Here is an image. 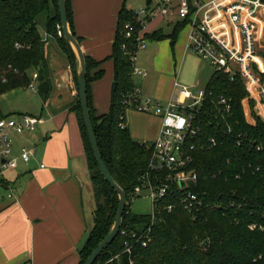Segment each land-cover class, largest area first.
<instances>
[{"label": "trees", "instance_id": "16d2710c", "mask_svg": "<svg viewBox=\"0 0 264 264\" xmlns=\"http://www.w3.org/2000/svg\"><path fill=\"white\" fill-rule=\"evenodd\" d=\"M195 11L190 0L189 14L176 23L171 34L160 28L146 32L145 38L172 36L175 42ZM43 13L46 17L41 23L38 18ZM67 14L76 35L71 0H67ZM127 22L140 26L135 12L124 3L118 14L111 55L115 75L110 109L100 116L95 114L90 83L100 78L104 70L91 75L90 71L101 60L89 55L86 59L89 105L99 146L129 201L121 229L142 231L151 226V240L147 246L136 244L133 264H264V119L257 110V100L250 98L254 123L248 120L243 99L250 92L239 73L215 70L205 86L207 96L195 112L194 122L200 129L192 139L196 149L190 167L197 170L198 182L192 188L205 201L198 216L194 218L174 195L158 200L160 207L154 219L152 212L137 213L131 209L135 188L145 187L141 177L149 169L153 148L133 137L127 121L130 103L126 98L137 85L131 55L138 44L136 35L126 36ZM60 30L59 0H0V97L11 89L28 87L34 69L38 70L39 90L45 99L49 97L53 82L46 54L52 42L70 65L78 88L76 54ZM261 53L264 56V49ZM222 97L227 99L229 108L221 103ZM70 107L79 119L96 203L93 225L79 249L83 264L112 228L119 194L105 179L94 156L79 93ZM0 115H5L1 107ZM211 137L216 144H212ZM5 180L0 176V183L5 184ZM171 202L177 204L168 211L165 207ZM123 248L124 236L119 232L94 264H118L109 260ZM122 261L121 264H130L127 256Z\"/></svg>", "mask_w": 264, "mask_h": 264}, {"label": "crops", "instance_id": "0c3cea01", "mask_svg": "<svg viewBox=\"0 0 264 264\" xmlns=\"http://www.w3.org/2000/svg\"><path fill=\"white\" fill-rule=\"evenodd\" d=\"M156 1L152 0L150 4ZM201 1L209 3L212 0ZM124 3L133 11L147 6V0H71L76 35L83 51L101 60L90 74L104 70L100 78L90 83L97 116L108 113L110 109L115 75L111 55L118 14ZM259 10L253 60L264 66L261 53L264 49V7ZM179 20L178 15L158 16L148 23L145 33L161 28L169 35ZM227 21V12L216 14L218 29ZM190 30L189 22L179 31L175 42L172 36L146 38L147 43L138 52L136 65L147 70V75L134 76L142 98L151 97L163 102L178 98L179 88L175 82L181 80V71L186 63L196 62L197 65V76L190 82L193 87L209 81L216 69L189 48ZM49 46L46 55L49 67L53 59L54 68L50 67L53 88L47 99L43 97L46 116L44 111L34 114L43 116L45 120L34 132L16 135L17 142H14L15 155L20 153L23 144L34 146L37 153L30 164L20 161L16 168L5 172L6 183H0L9 188L8 200L0 199V264H80L79 249L94 222L96 204L87 154L78 116L70 107L75 100L73 72L66 60L61 64L57 57L58 53L61 54L58 47L53 42ZM66 70L69 77L65 80ZM57 82H64L66 86L57 88ZM259 104H264L257 103L258 109L262 110ZM0 107L4 114H10L5 112L1 103ZM161 122L160 117L155 138ZM41 163L45 166L42 167Z\"/></svg>", "mask_w": 264, "mask_h": 264}, {"label": "built area", "instance_id": "2783aa9c", "mask_svg": "<svg viewBox=\"0 0 264 264\" xmlns=\"http://www.w3.org/2000/svg\"><path fill=\"white\" fill-rule=\"evenodd\" d=\"M193 5L196 11L190 21L189 48L208 60L216 70H229L231 73L241 74L250 92V95L243 99L248 118L250 98H255L257 103L264 104L262 80L264 66L256 64L253 60L256 53L258 13L259 9L264 7V3L261 0H212L209 3L193 0ZM189 11L190 0H177V2L158 0L134 11L140 26L132 22H127L125 26L126 36L130 37L134 34L138 42L137 49L131 55L134 75H147V70L138 67L136 60L138 52L146 45L145 29L148 23L158 16L178 15L182 19L189 14ZM223 11L227 12L228 21L218 29L216 14ZM59 33L62 34V30ZM17 46L21 44L17 43ZM253 64L257 66L258 71L254 69ZM37 78L38 70L34 69L29 86H35ZM175 85L179 88L178 98H171L166 102L151 97L142 98L137 85L126 98L128 105L130 103V106L139 111L157 115L162 121L159 134L153 144L148 145L153 148V156L148 171L141 177L144 188L149 190L148 195L153 201V219L160 207L158 200L167 195H174L177 202L181 203L194 218L205 206L204 198L192 188L198 182V172L191 168L190 164L194 161L193 153L196 149L192 139L200 129V126L194 122V116L203 104L207 92L205 87L198 88L183 84L179 79L176 80ZM221 103L227 108L230 107L225 97L221 98ZM44 120L43 116L28 113L0 115V176L3 177L8 169L16 168L20 161L30 164L37 153L36 148L23 144L20 153L15 155V136L34 132ZM248 120L254 123L253 118L252 121L249 118ZM210 141L213 145L217 142L214 137H211ZM41 166L44 167L45 164L41 163ZM142 190V186H137L134 195H140ZM127 202L129 204L128 200ZM177 202H171L165 208L172 211ZM120 233L124 236L123 251L114 255L109 261L121 264L123 256H127L129 263L133 264L136 244L147 246L151 240V226L142 231L128 232L126 229H120Z\"/></svg>", "mask_w": 264, "mask_h": 264}, {"label": "rangeland", "instance_id": "374dc122", "mask_svg": "<svg viewBox=\"0 0 264 264\" xmlns=\"http://www.w3.org/2000/svg\"><path fill=\"white\" fill-rule=\"evenodd\" d=\"M45 17H46V13H43L42 15H40V17L38 18L39 22H41V20ZM207 64L211 68L213 67L214 69V66L210 62H207ZM196 73H197L196 62L194 64L186 63L181 71L180 81L184 84L186 83V84L193 86L190 82L194 79V77L197 76ZM206 82L207 81H204L201 84L198 83L199 84L198 88H203L204 87L203 85H206L205 84ZM39 85H40V81L36 80L35 86L14 88V89H11L5 92L0 97V103L4 106L5 112L10 113V114H15V115L21 114V113H28V114L43 113L44 111L43 102L44 101H43V95L41 91L39 90ZM74 92H75L74 97L76 98L78 95V88L76 86L75 81H74ZM260 106L262 107V110L261 109H258V110H259L260 115L263 117L264 115H262L261 113H264V105H260ZM250 113L251 112H249L248 110V118L252 121V116ZM44 115L46 116V110L44 111ZM126 116L128 119V123H130L129 126H130L133 137L136 140L145 142L147 145H152L155 140L154 138L158 132L159 126H160V117L155 116L152 113H146V112L139 111L132 106H129L127 108ZM15 138H17V136H15ZM15 142H17L16 139H15ZM8 192H9V188H6L4 185L0 184V199L3 200V197H4V199L8 200V197H7ZM148 194H149V190L147 188H143L140 195L138 197H135L132 200L131 209L134 212H137V213H151L152 212L153 201ZM91 214L89 216L90 221L93 220V217L91 216Z\"/></svg>", "mask_w": 264, "mask_h": 264}, {"label": "water", "instance_id": "95a60500", "mask_svg": "<svg viewBox=\"0 0 264 264\" xmlns=\"http://www.w3.org/2000/svg\"><path fill=\"white\" fill-rule=\"evenodd\" d=\"M261 1L264 3V0ZM151 2L152 0H147V5H150ZM59 9L61 15L62 33L66 38V40L68 41V43L70 44V46L73 48L78 62V68H77L78 93H79L82 112H83V120L89 134V139L94 151V156L99 163L100 170L104 175L105 179L110 182V184L117 190L119 194L118 210L112 228L105 235V237L98 243V245L92 250V252L89 254L85 262L83 263V264H94L97 258L103 253V251L109 246V244H111V242L119 234L123 223V216L126 210V206L128 204L127 202L128 197L125 189L116 181V179L112 175L107 163L103 158L99 146L98 138L92 120L91 108L89 105L88 80H87L88 67H87L86 54L83 51L79 39L76 37V35L73 33L70 27V22L67 14V0H59ZM57 57L60 59L61 64L62 62L66 63L65 58L64 56H62V54L58 53ZM50 67L51 69L54 68L53 59L52 61H50ZM68 77H69V73L68 70H66L65 78L63 79L66 80L68 79ZM60 86H66V84L64 82H61L60 84L57 82V88H60Z\"/></svg>", "mask_w": 264, "mask_h": 264}]
</instances>
